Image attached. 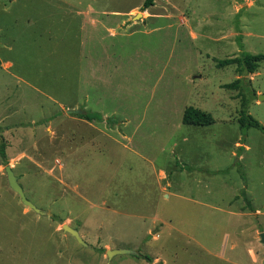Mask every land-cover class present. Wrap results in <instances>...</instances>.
Returning <instances> with one entry per match:
<instances>
[{"label":"rangeland","instance_id":"obj_1","mask_svg":"<svg viewBox=\"0 0 264 264\" xmlns=\"http://www.w3.org/2000/svg\"><path fill=\"white\" fill-rule=\"evenodd\" d=\"M36 1L0 12V264H255L227 211H264V60L234 89V65L216 61L264 53V0ZM88 5L116 32L101 27L100 46L83 43ZM242 97L263 129L239 128ZM190 105L213 122L182 123ZM6 164L45 214L9 188Z\"/></svg>","mask_w":264,"mask_h":264},{"label":"crops","instance_id":"obj_2","mask_svg":"<svg viewBox=\"0 0 264 264\" xmlns=\"http://www.w3.org/2000/svg\"><path fill=\"white\" fill-rule=\"evenodd\" d=\"M9 1V5H6L2 0H0V12H9V10L12 11V9L14 8V5H11L12 2H15V0H8ZM45 2L49 1V0H43ZM37 1L36 0H23V2L20 4L21 9H32L33 7H35V3ZM50 2V1H49ZM62 4H65L64 2L60 1ZM252 1H250V5H251ZM68 5V3H66ZM65 4V5H66ZM23 7V8H22ZM70 9V8H69ZM77 9V8H76ZM14 14L13 16L15 17V11H12ZM76 14L80 15V19H81V33L83 35V43L85 41L90 42V45H94V44H99V42L102 40L101 33V27L108 32L110 37H113L116 35V32L114 31V29L112 27L107 26L108 22H106L105 19H99L98 16V12L96 10H94L90 5H88L86 7V9H80L75 11ZM101 14H105V15H120V13H117L116 11H113V13H107V12H103ZM19 15V12L17 14V16ZM27 17H25L26 19V23L27 25H29L28 28H30L32 26V24L34 23L35 18L31 15H28L26 13ZM127 15L129 16V21L132 22V16H130L127 12ZM127 19L124 20V25H127ZM122 24V22H121ZM239 37L242 35L241 32H238ZM104 59H99L98 61V65L99 67L104 66V64L106 63V57L107 59L109 58V54L104 51ZM8 66L10 64L9 61H1L0 58V65ZM260 64V63H259ZM259 68V66H258ZM258 68L256 69V71L252 72V73H246L245 75H235V78L239 77V78H248L251 81L253 80L254 76H258L260 73L258 71ZM253 89V93L256 96V94H262L260 92V90H254ZM254 96V98H255ZM258 101V99H257ZM238 189V188H237ZM236 189V190H237ZM231 203V202H230ZM229 204V203H228ZM236 204V203H235ZM229 214L234 215L236 218H238V220L242 221V226L239 228V236L243 237L244 239H251L250 241L245 242L244 248L247 250V253L249 255V257L252 258V261H254L255 264H260L257 263V254H256V249L258 248V244H261L260 242V238H259V234L260 232L264 231V222L261 220L260 216L264 215V211L255 208V207H243L242 205H240L238 202L237 204L234 206V208H232V210L227 211ZM249 216L252 217V219H249ZM240 226V225H239ZM249 230H252V233L247 232ZM235 239H232V242L230 244V248H235L237 243L236 241H234ZM238 241V240H237ZM256 243V244H255ZM229 264H241L239 263L237 260H235L233 257H225L224 258Z\"/></svg>","mask_w":264,"mask_h":264},{"label":"trees","instance_id":"obj_3","mask_svg":"<svg viewBox=\"0 0 264 264\" xmlns=\"http://www.w3.org/2000/svg\"><path fill=\"white\" fill-rule=\"evenodd\" d=\"M154 0H143L141 5V10H145L147 7L153 4ZM264 60V53H251V52H241L237 56L228 57L219 59L216 61L218 67H223L227 65H234V70L237 75H243L244 73H252L256 71L259 66V63ZM240 78L237 77L231 82L224 83L222 86L228 89H234L238 86ZM254 92V91H253ZM78 116L90 121L93 119L101 120V116L96 112H87L83 111L82 113H77ZM182 123L192 124V125H201V124H210L213 122V117L209 112L201 110L197 107L187 106L182 113ZM237 122L239 128L244 129L248 127H255L263 129L261 124L253 118L247 112V103L244 97L240 101V110L237 117ZM0 154L4 156V145L0 143ZM146 258V256H144Z\"/></svg>","mask_w":264,"mask_h":264},{"label":"water","instance_id":"obj_4","mask_svg":"<svg viewBox=\"0 0 264 264\" xmlns=\"http://www.w3.org/2000/svg\"><path fill=\"white\" fill-rule=\"evenodd\" d=\"M141 13L138 12L135 16L140 15ZM258 99L259 100H264V94H258ZM67 113H82L83 110L81 109H66L65 110ZM4 173L6 175V180L8 183L9 188H11L19 197V200L22 204L26 205L30 209L34 210L35 212L39 214H45V211H42L38 208H36L26 197L23 192V189L21 185L19 184L17 180V176L14 174L12 168L10 167L9 164L4 165ZM62 230L68 232L71 234L79 243H81L84 246H88L80 237L78 231L71 226H69L66 223L62 224ZM260 242L264 248V231L260 232L259 234ZM123 254V253H131V254H137L135 250L131 249H126V248H115V249H106V255L110 256V254ZM262 263L264 264V257L262 260Z\"/></svg>","mask_w":264,"mask_h":264}]
</instances>
